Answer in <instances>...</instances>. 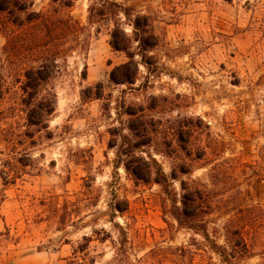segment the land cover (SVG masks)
Instances as JSON below:
<instances>
[{
  "label": "rangeland",
  "instance_id": "obj_1",
  "mask_svg": "<svg viewBox=\"0 0 264 264\" xmlns=\"http://www.w3.org/2000/svg\"><path fill=\"white\" fill-rule=\"evenodd\" d=\"M25 1L0 11V264H229L178 226L158 185L125 170L131 150L176 169L177 194L180 180L206 184L224 201L210 240L234 252L230 264H264V0H115L149 16L161 38L125 86L109 81L127 57L110 46L112 24L87 26L90 0ZM30 13L69 15L89 32L85 50L54 42L48 129L27 123L25 72L54 45L36 43L45 31ZM86 88L102 97L84 99ZM24 156L30 166L4 185L9 160ZM249 214L242 255L222 228Z\"/></svg>",
  "mask_w": 264,
  "mask_h": 264
},
{
  "label": "trees",
  "instance_id": "obj_2",
  "mask_svg": "<svg viewBox=\"0 0 264 264\" xmlns=\"http://www.w3.org/2000/svg\"><path fill=\"white\" fill-rule=\"evenodd\" d=\"M19 3L26 5L25 0H0V11H7L11 6L16 7ZM72 6L73 0H64V7L71 8ZM18 7L19 11H23L21 6ZM87 12V26L103 23L112 24L110 46L115 51L124 53L127 57V62L112 69L109 74V81L114 85H134L139 75V66L148 68L152 60L149 53L156 49L161 42L160 36L155 34L152 20L149 16L137 14L131 7H125L115 0H90ZM27 18H35V24L40 25L45 31V35L42 39L37 38L39 41L36 43L54 44L60 39H66V43L69 45L67 48L69 49L78 47L80 50H85L88 46L89 32L87 27L81 26L78 21L73 20L69 15L57 17L55 14L30 13ZM126 27L130 28V34L126 32ZM98 30L99 27L96 31ZM51 47L48 53L39 56L43 60L40 66L32 67L25 72L26 82L23 89L30 94V100L26 103L29 109L27 123L28 126L37 129H48V118L54 114L56 109V94L54 89L48 86V83L56 71L55 57L59 53L54 50L57 47L56 44ZM59 51H64V49ZM136 57L139 61L135 60ZM96 88H100V86L97 85ZM41 92H45L43 100L34 102L36 96ZM101 97L102 93L99 90L94 92L92 88H86L83 91L84 99H100ZM26 137L27 139L32 138ZM13 140L7 142L10 149H15ZM126 156L128 160L124 164L125 170L137 180L143 183H154L161 188L170 202L168 214L180 228L201 233L204 239L209 242L211 250L221 257L225 263L230 264L232 259L236 258L234 252L233 254L227 253L225 248L210 240L207 234L209 217L214 213L223 214L221 212L224 209L222 206L224 201L211 195V191L206 184H201L191 178L187 181L180 180V193L177 194L172 183V181L178 180L176 169L167 175L151 156H149L150 161H146L144 158L135 155L133 150L129 151ZM22 158L25 160L21 163L15 158L13 162L9 160V169L3 173L4 185L13 182L23 172V167L30 166L29 161L31 158L27 156ZM179 173L189 174L190 167L182 164L179 167ZM211 185L216 186L214 183H211ZM2 198L3 195L0 193V204ZM116 209L120 213L125 211L120 206H116ZM245 217L247 218L239 219L241 222L237 221L236 218L228 219L222 228L225 241L231 244L233 248L242 249V255L247 253L242 233L246 226L251 225L252 214Z\"/></svg>",
  "mask_w": 264,
  "mask_h": 264
}]
</instances>
